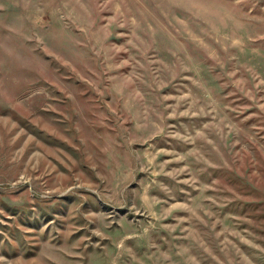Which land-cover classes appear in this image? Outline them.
Returning <instances> with one entry per match:
<instances>
[{
  "label": "rangeland",
  "instance_id": "obj_1",
  "mask_svg": "<svg viewBox=\"0 0 264 264\" xmlns=\"http://www.w3.org/2000/svg\"><path fill=\"white\" fill-rule=\"evenodd\" d=\"M0 264H264V0H0Z\"/></svg>",
  "mask_w": 264,
  "mask_h": 264
}]
</instances>
